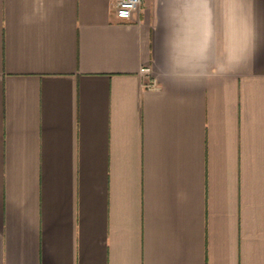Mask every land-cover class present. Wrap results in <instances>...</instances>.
Listing matches in <instances>:
<instances>
[{"label":"crops","instance_id":"1","mask_svg":"<svg viewBox=\"0 0 264 264\" xmlns=\"http://www.w3.org/2000/svg\"><path fill=\"white\" fill-rule=\"evenodd\" d=\"M0 264H264V0H0Z\"/></svg>","mask_w":264,"mask_h":264},{"label":"built area","instance_id":"2","mask_svg":"<svg viewBox=\"0 0 264 264\" xmlns=\"http://www.w3.org/2000/svg\"><path fill=\"white\" fill-rule=\"evenodd\" d=\"M141 2L142 0H116L117 13L124 18H130L133 12H135L139 8ZM141 72L149 76L148 81L146 83L147 87H158L157 81L151 76V67L143 66L141 68Z\"/></svg>","mask_w":264,"mask_h":264}]
</instances>
